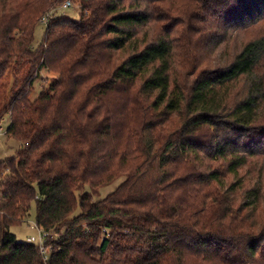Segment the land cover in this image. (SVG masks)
Masks as SVG:
<instances>
[{
	"label": "trees",
	"instance_id": "trees-1",
	"mask_svg": "<svg viewBox=\"0 0 264 264\" xmlns=\"http://www.w3.org/2000/svg\"><path fill=\"white\" fill-rule=\"evenodd\" d=\"M65 1L0 0V264H264V0H75L33 49Z\"/></svg>",
	"mask_w": 264,
	"mask_h": 264
},
{
	"label": "rangeland",
	"instance_id": "rangeland-1",
	"mask_svg": "<svg viewBox=\"0 0 264 264\" xmlns=\"http://www.w3.org/2000/svg\"><path fill=\"white\" fill-rule=\"evenodd\" d=\"M70 2L71 3V8L63 10L62 6L60 5L59 7L55 8L54 10L48 11V13L45 14V16L48 17V21L51 20L52 18H58V17H67L73 20L78 19L79 13H80V4L76 2L75 0H67L65 2ZM183 0H174L171 2H167L164 5L160 6L161 8V13H159L162 17L166 18L165 21H160L159 26H162L166 24L167 21H171L169 23L170 25L174 24V28H176L175 32H179L181 29H184L182 25L180 26L178 21H179V14L181 12V8H183L182 4ZM42 18L38 20L37 26L34 31V42H33V49L37 48L38 45L40 44L43 33L45 31V24L42 23ZM54 76L46 72L45 70L41 71L40 73V79L37 80L34 84V95L33 97H36V95L39 93V91L45 87L48 84V81L53 78ZM9 126V118L6 116L1 125L0 129L2 130L0 133V162L4 161L6 159L12 158L14 154L21 149V145L12 140V139H7L5 136V132ZM2 181V178L0 177V182ZM123 180H117L113 184L106 186L102 188L99 193L95 196L96 201H101L104 199L107 195L112 193L122 182ZM2 201L1 196H0V202ZM35 206L32 205L31 210H30V217L27 221H25L22 225L20 226H14L10 229V232L12 235L15 236L16 240L19 242H26L27 239L29 238H34L36 242L34 244H38V240L40 238V231L36 228L35 223ZM54 237V236H53ZM52 237V238H53ZM51 238V239H52ZM55 238V237H54ZM44 243V240H43ZM39 245V244H38ZM44 248V256L48 258V252H49V247Z\"/></svg>",
	"mask_w": 264,
	"mask_h": 264
},
{
	"label": "built area",
	"instance_id": "built-area-1",
	"mask_svg": "<svg viewBox=\"0 0 264 264\" xmlns=\"http://www.w3.org/2000/svg\"><path fill=\"white\" fill-rule=\"evenodd\" d=\"M69 8H71V3L68 1V2H65L64 3V5L62 6V9L63 10H66V9H69ZM48 15L47 16H45L44 18H42V23H44L45 24V26L48 24ZM1 129H0V133H1ZM43 238H44V235L43 234H40V238H39V240H38V244H39V246H40V249H41V251L43 252L44 251V248H43ZM28 242H34L35 241V239L34 238H29L28 240H27ZM44 253V252H43Z\"/></svg>",
	"mask_w": 264,
	"mask_h": 264
}]
</instances>
